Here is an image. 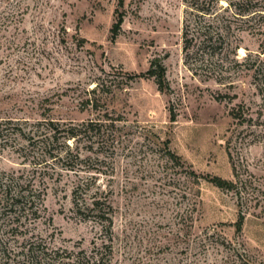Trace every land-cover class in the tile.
<instances>
[{
    "label": "rangeland",
    "instance_id": "obj_1",
    "mask_svg": "<svg viewBox=\"0 0 264 264\" xmlns=\"http://www.w3.org/2000/svg\"><path fill=\"white\" fill-rule=\"evenodd\" d=\"M234 13L227 0H0V122L10 120L0 171L33 174L25 159L38 141L17 127L43 140L50 121L90 122L69 142L79 175L51 169L20 222L0 205V264H40L39 247L90 255L108 237L96 212L77 208L79 183L89 187L81 204L91 208L99 192L114 205L111 264H264V126L231 113L263 104L250 65L264 64V36L243 31ZM186 34L198 43L192 58ZM156 60L165 91L148 75ZM234 164L250 185L242 196L189 175L233 179Z\"/></svg>",
    "mask_w": 264,
    "mask_h": 264
},
{
    "label": "trees",
    "instance_id": "obj_2",
    "mask_svg": "<svg viewBox=\"0 0 264 264\" xmlns=\"http://www.w3.org/2000/svg\"><path fill=\"white\" fill-rule=\"evenodd\" d=\"M220 1V0H217ZM229 2L230 8H235V17L238 19H246L244 25L240 28L243 31H250L252 34L264 36V0H227ZM123 23V16L120 17V21L116 28H120ZM228 32H231L232 26L227 27ZM207 35V34H206ZM223 36V35H222ZM219 36V40L224 38ZM212 41L213 37L207 38L205 42ZM196 39L189 38L188 34L185 35V52L188 58H192L193 50L197 48L198 43ZM211 48L214 49L216 46L212 45ZM232 45V44H231ZM234 46V44H233ZM241 45H235V54L238 56V50ZM215 52V51H214ZM200 55L196 53V56ZM251 54L247 56V61L251 58ZM205 60V59H202ZM259 60V61H258ZM254 61L253 65H250V69H254L256 79L258 80L257 88L260 93L264 95V64L263 61L259 59ZM236 61H239L238 59ZM246 62V61H245ZM245 62H239L240 65ZM259 63V66L256 65ZM156 66V68H155ZM256 67V68H255ZM263 69V70H261ZM142 74L140 76H145ZM148 75L155 77L160 90L165 91L168 87L167 81V70L163 63L159 60L154 61L152 69L148 72ZM98 87V86H97ZM264 99V97H263ZM90 101V100H89ZM97 107V104H96ZM232 116L238 121L239 124L244 125L247 123L250 128L257 125L264 126V101L257 111L252 108L247 107L245 104H238L232 109ZM176 116L173 115L172 120L175 121ZM10 123L8 120L6 123L0 122V148L6 149L8 144L9 128L5 124ZM51 134L47 135L43 140H37L34 136L28 137L27 133L23 132L22 127H17L14 130V134L24 140H35L38 141V147H33L35 144L30 142V147H33L27 154L25 161H28L30 165L34 166L32 171V176L26 178L24 174L2 172L0 171V205L2 214L4 216H14L17 221L20 222L26 210L30 212L34 209L38 199H41L45 195L48 186L42 184V179H44L49 174L50 170L53 169L54 172L58 173L57 167L61 165L63 170L67 172H73L79 175L77 165L81 162V155L78 153L76 157L73 156V148L70 140L77 141L80 139V135L90 134V122L87 126H82V128L71 127L69 130L61 129L60 126L55 121H50ZM96 126H101V123H96ZM100 130V129H99ZM28 137V138H27ZM62 140V141H61ZM168 145V144H167ZM2 150H0L1 154ZM168 155L171 160L180 163L181 158L168 150ZM60 174V173H58ZM190 177H195L196 181H200V178L206 179L207 181L213 183L215 186L229 191L234 192L238 196H242V193L249 189L248 180L244 179V173L238 170L236 164H234V178L224 179L222 177H211V176H198L194 171L189 172ZM41 177V178H39ZM40 181H38L39 179ZM52 178V177H50ZM54 178V177H53ZM58 181V178L56 179ZM39 182V184L37 183ZM57 183V182H56ZM87 188L83 187L81 183L73 187V194L75 195V203L79 210H91L97 213L100 223L105 230L108 232V237L101 242L100 245H96L94 250L90 255L79 252H68L61 249H53L51 252L45 249L37 248V252L33 253V260H38L37 263L40 264H111L112 256L115 249V208L112 203L104 202L98 196L99 192H96L92 197L91 208L87 204H81V200L85 199V196H79V193H84ZM86 193V192H85ZM190 208L193 212L197 207L196 202H192ZM24 211V212H23ZM36 214L37 212H32ZM190 216V229L194 227V218L192 213ZM245 215L241 214L240 219L236 222V230L241 232L245 224Z\"/></svg>",
    "mask_w": 264,
    "mask_h": 264
}]
</instances>
